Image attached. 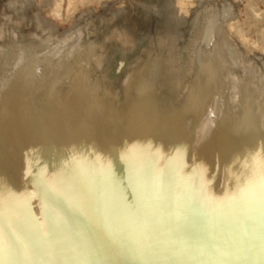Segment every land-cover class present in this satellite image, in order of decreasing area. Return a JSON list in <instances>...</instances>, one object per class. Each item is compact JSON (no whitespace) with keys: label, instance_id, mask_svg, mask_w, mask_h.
Returning <instances> with one entry per match:
<instances>
[{"label":"bare ground","instance_id":"bare-ground-1","mask_svg":"<svg viewBox=\"0 0 264 264\" xmlns=\"http://www.w3.org/2000/svg\"><path fill=\"white\" fill-rule=\"evenodd\" d=\"M182 3L186 6L188 0ZM4 19L0 24L4 25ZM17 19L13 21L20 24ZM211 19L208 25L204 23V36L210 33L212 36H208L212 38L215 34L218 41L222 34L212 15ZM18 27L11 33L12 38L20 33ZM1 33L5 37L4 31ZM35 35L39 41L45 36L42 42H46L43 33L40 38ZM49 38L47 41L52 40ZM208 39L206 43L210 42ZM76 40L80 42L77 37ZM15 41L18 43L20 39ZM68 43L62 45L67 47ZM21 44H17L22 47L20 50L28 45L29 54L24 51L21 62L20 51L14 46L19 61H13L16 66L20 62L14 73L13 69L12 73L7 71V67H12L8 64L4 67L0 58V75L9 72L3 79L0 77V264H82L70 216L65 210L67 204L84 194L161 189L197 191L233 200H264V86L261 89L251 80L239 83L226 79L225 72L219 75L209 60L211 56L209 62L202 57V45L197 49L194 44L196 68L192 66L194 63L187 65L194 72L186 84L172 83L174 72L163 78L161 63L164 65L165 58L152 64L147 56L150 66L146 64L148 67H142L136 75L132 73L135 76L130 74L134 82L126 84L123 90L120 85L117 92L108 89L110 86L106 87L105 82L103 88L99 85L100 78L92 73L89 55L84 50L85 54H79L72 63L58 64L61 58L70 61L68 58L78 49L74 43L73 53L71 45L67 48L71 51H66L68 58L56 54L62 57L53 59L56 47L49 49L54 57L47 49L49 56L42 52L45 59L52 57V66L51 59L49 63L41 57L44 49L38 50L39 54L35 50L34 54L33 48L38 45L28 48L33 43ZM79 45L80 48L82 44ZM57 50L55 53H63ZM211 99L215 103L212 109Z\"/></svg>","mask_w":264,"mask_h":264},{"label":"rangeland","instance_id":"rangeland-1","mask_svg":"<svg viewBox=\"0 0 264 264\" xmlns=\"http://www.w3.org/2000/svg\"><path fill=\"white\" fill-rule=\"evenodd\" d=\"M182 2L183 0H0V21L4 17L6 18L8 22L9 20L13 21L14 18L15 19L18 18L17 20L19 21L21 20L19 24V22L15 20H14L15 22L13 21L14 23L13 22L7 23L6 20L4 19L5 21L4 25L3 23L0 24V25H3L4 30L3 29L2 30L4 31L3 34L5 36L3 37L1 35L2 34L1 32L3 31L0 29V33H1L0 38L2 36L6 40L8 39L7 41H10V42H7L5 40L6 41L5 42L3 41L4 40L3 38H2L3 40L0 39V44H2L0 45V49H1L0 51L1 52L4 51L2 52L3 55L0 52V58L2 57V60H3L2 65L4 64L3 66L7 67V64H8V66L12 68L10 69L7 67V71L9 69L10 73H12V71L14 73L16 68L20 64V62L19 63L17 62L18 65L16 66L15 62L18 60V57L16 56L20 53L21 57L19 55V58L21 59L22 56H23V59L25 58L24 57L25 54L23 53L27 51L26 50L27 49L26 47L28 46L27 44L33 43V45L31 47L29 45L28 48H33V46L38 45L36 46L37 48L36 47L33 48L34 54H36L37 52H38L37 54H39L40 51L38 50L44 49L40 53V54H43L42 52H44L47 49L51 55L52 53L51 51H49V49L53 47L55 48L56 47L55 44L61 38L62 39L65 38L63 41L60 40L62 44L66 45L65 43H68L69 40H70L69 42L70 44L68 43L69 45L67 44L68 46L66 47V46H63L61 43L59 44L58 42L59 45L57 46H59L60 48L56 47L55 51L59 49L63 53H55V51L51 49L54 51V52L52 51L53 55L62 54L63 58L65 57L68 58L66 54H68L67 52L70 51L69 49L72 48L73 45L75 46L74 47L75 49L78 46V49L81 52L84 50V52H86V54L89 55V58L87 61L89 62L90 67L92 66L91 67L92 73L93 74L96 73L95 76L98 77V79L100 78L99 85L102 86V88L104 87V82H105V86L107 85L106 87L110 86L108 87V89L110 88L112 90L116 89L115 91L120 92V88L121 90H123L126 84L128 83L132 84V82H134V79L130 77L135 76L137 72H139L140 70H143V68H145L148 65V63L151 64V62H148V60L150 61L152 59L151 60L153 61L152 64L155 62L157 63L158 61H159L158 63H161L164 61V59L162 60V58L166 59L164 65L163 63H161V65L163 66V68H161L163 78L166 76H168L166 78H169L170 76L167 74L168 73L170 74V72L173 75L175 73L174 75L175 77L171 74V76H173L171 79V82L172 83L176 82L178 84H181L182 86L184 85V83L186 84L187 81L191 79V77L193 76L194 70L192 72L191 69L196 68V63H195L196 57H194L195 52L197 53V49H199L198 45H202L205 51L204 52L201 47V53H202L201 55L205 56V57L204 56L202 57L204 58L205 62H209L207 59L210 56H211V59L213 57L214 60L212 59L211 61L210 58L209 60L210 62L214 63V66H216V68L218 69L217 71L220 72L219 75L223 76L225 72L224 77L226 79L229 78L239 83H242L244 81L246 82L247 80L249 81L251 80V82L256 86H259V87H261V85L264 86V82L261 83L264 80V0H188V3L186 4V6L184 5L182 6L183 4ZM202 12L203 13L205 12L204 17L203 15H201ZM224 13H226V15H224ZM211 15H212V18L215 20V21L213 20L214 23L215 22L218 23L217 30L220 32V34H222V37L219 39L220 41L218 40L220 43L217 41V39H215L217 37V35L215 34H213L212 38L208 36L210 33L207 35L205 34L204 36V32L206 29L205 24L211 23L212 21ZM11 16L14 18L9 19V17ZM207 16L209 17L206 18ZM216 17L218 20L216 19ZM209 18L211 19V21ZM207 19L209 20L207 21ZM199 20H202V22L205 20L203 22L204 26H202V22L201 21L199 22ZM6 23L8 25L10 24L9 26L13 29H11L10 27L9 29ZM14 24L16 26L17 25L19 26L18 28L20 29V31L19 29H17L18 30L17 32L18 33L20 32V33L18 35H16L15 33L16 36L14 35L15 37L13 36L14 38L13 39L11 36V33L16 31L15 30L16 26H14ZM11 25L14 27H12ZM39 25L41 28L39 27ZM6 28H7V31L5 30ZM7 32L10 33V36H7L8 34ZM42 33L44 35H46L45 33H48L49 35L52 33L51 34L52 36H50L49 38L48 37L49 35L47 34L46 35L47 37L45 38L46 42L45 41L42 42L43 37H45L42 35L43 37L40 38L41 37L40 35ZM20 34L21 35L23 34L24 37L23 35L21 36ZM33 34L34 35L36 34L35 36L37 37L39 36L38 38L42 40L39 41L37 38L34 37ZM210 35L212 36V34ZM26 36L28 37V39H30L29 43L25 42L26 40L28 41V39L24 41ZM66 36H68V38L73 37V40L72 39L68 40ZM198 36H199V39L197 38ZM203 36L205 38H203ZM17 37H19L18 40L20 39L22 46L24 44L27 45V46L24 45L23 46L24 48L21 50L19 48H22V47L20 45L17 46V44L20 43L18 42ZM21 37L23 38V40L21 39ZM57 37H59L60 39L58 38L56 40ZM76 37L77 39L80 40L81 43L78 40H76ZM194 37L196 38V40H194L195 39ZM207 37L210 38V42L212 41L211 43L205 42L206 39L209 40ZM11 38L13 39V42L16 39L15 42H18V43H13L11 41L12 40ZM47 38L49 39L52 38V40L47 41ZM32 39H36L37 41H34ZM197 39L199 41L201 39L202 40L198 42ZM74 40L78 41V45L77 43L74 42ZM87 40L88 41L92 40V41L88 42ZM64 41L65 43H63ZM37 42L39 44H37ZM224 42L225 44L223 46ZM8 43L11 44L12 46L9 47ZM85 43H87V45H85ZM93 43L95 44V46L93 45ZM195 43H196L197 49H196V46L194 45ZM79 44L83 45V49H81L82 45L79 48L80 46ZM213 44L214 45L216 44L215 47ZM60 45L64 47V49H62ZM70 45L71 47H69ZM193 45L195 46L194 48L192 47ZM206 45L207 46L210 45L212 47H207ZM14 46L15 48L17 47L16 48L17 51L18 50L20 51V52L18 51L19 53H17L16 49H14ZM68 47L69 49H67ZM97 47H98V50H97ZM170 47L171 48L173 47V48L171 49ZM205 47H207V49ZM74 48H72L73 50L71 49L72 53L75 51ZM208 48H210L212 51L209 50L208 52ZM78 49L75 51L76 53L75 52L73 53L74 55L72 54L73 56L68 58L70 61H68L67 59H62L61 58L62 55L60 57L56 55V58H53V59L57 60V57L61 58L62 63L58 61L61 59H58L57 60L58 64L68 65L75 60V57L79 56V54L82 56V54L84 53V52L80 53ZM168 49H170V51H168ZM30 50L29 51L32 53V49ZM94 50H96V52H94ZM175 50L178 54L174 52ZM193 50H194V53H193ZM216 50L219 52H217ZM21 52L23 55L21 54ZM77 52H78V55H75L77 54ZM5 53L7 56L5 55ZM26 53L29 54L28 51ZM96 53H97V56L94 57ZM150 53L152 56L153 55L155 56L150 57L151 56ZM45 54H47V52ZM45 54H43L44 56L41 55L43 61L45 60L46 62L48 60L49 63L52 61L50 63L52 66V63L54 62V60L51 59L52 57H48V59H45L47 58ZM207 54H209L208 57H207ZM231 54L233 55L231 56ZM101 55L103 56V60H102ZM26 56L28 55L26 54ZM147 56L149 57V59ZM12 57L16 58V60L13 59ZM173 58H174V61L177 60L176 61L177 63L173 61ZM23 59H21L20 61L22 62ZM49 59H51V61ZM156 59H159V60L155 61ZM160 59L162 60L161 62H160ZM99 60L101 61V63L99 62ZM167 60L171 62V64L176 63V65L173 64L175 67L171 65L169 62H167ZM220 60L223 65H221ZM143 61H145V63H143ZM67 62H70V63H67ZM91 62H93L94 64H92ZM134 62L135 64H132ZM166 62L168 64H166ZM237 62H240V63H237ZM142 63H143V66H142ZM189 63L191 65L194 63L195 65H192L194 68L187 69V65ZM10 64L13 66H11ZM59 65L57 66L59 67ZM135 65L136 67L139 66L137 67V69L139 68L138 70L136 69ZM227 65L231 68L230 70H229V67L228 68L223 67ZM58 67H56V69ZM54 68H55V64H54ZM130 68H132L131 71H130ZM165 69H167L169 72L166 70L167 72L165 73V71H163ZM113 70L114 72L112 74L111 71ZM239 70L242 71L241 73L242 77L238 76L240 75ZM7 71H5V74L9 73ZM133 71H136V72H133ZM185 71H187V73ZM125 72L127 74H124ZM189 72H191L192 75H190ZM109 73H111L113 76ZM132 73L133 74L135 73V75H133ZM5 74L0 75L1 79H3L2 76H4ZM130 74H132V76H130ZM234 74L236 75L235 78L237 79H234V76H235ZM251 74H253L254 76H251ZM185 75H187V77ZM232 75L234 76L231 78ZM258 78L260 79L258 80ZM114 82L116 84H113ZM212 100L213 99H211V102L209 103L211 105L210 109L213 108L212 107L213 104L215 107V103H212L214 102V100L213 101Z\"/></svg>","mask_w":264,"mask_h":264},{"label":"water","instance_id":"water-1","mask_svg":"<svg viewBox=\"0 0 264 264\" xmlns=\"http://www.w3.org/2000/svg\"><path fill=\"white\" fill-rule=\"evenodd\" d=\"M67 208L82 264H264V200L147 189Z\"/></svg>","mask_w":264,"mask_h":264},{"label":"snow or ice","instance_id":"snow-or-ice-1","mask_svg":"<svg viewBox=\"0 0 264 264\" xmlns=\"http://www.w3.org/2000/svg\"><path fill=\"white\" fill-rule=\"evenodd\" d=\"M66 214L71 215L70 210H65Z\"/></svg>","mask_w":264,"mask_h":264}]
</instances>
